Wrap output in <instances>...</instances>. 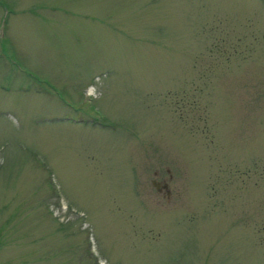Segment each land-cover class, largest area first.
<instances>
[{"label": "rangeland", "instance_id": "374dc122", "mask_svg": "<svg viewBox=\"0 0 264 264\" xmlns=\"http://www.w3.org/2000/svg\"><path fill=\"white\" fill-rule=\"evenodd\" d=\"M0 264H264V0H0Z\"/></svg>", "mask_w": 264, "mask_h": 264}]
</instances>
